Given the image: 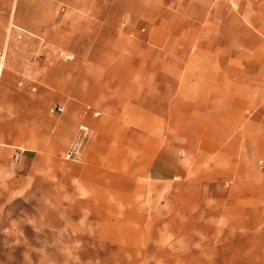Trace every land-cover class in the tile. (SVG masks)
<instances>
[{"label":"crops","instance_id":"1","mask_svg":"<svg viewBox=\"0 0 264 264\" xmlns=\"http://www.w3.org/2000/svg\"><path fill=\"white\" fill-rule=\"evenodd\" d=\"M43 210L264 241V0H0V264Z\"/></svg>","mask_w":264,"mask_h":264},{"label":"rangeland","instance_id":"2","mask_svg":"<svg viewBox=\"0 0 264 264\" xmlns=\"http://www.w3.org/2000/svg\"><path fill=\"white\" fill-rule=\"evenodd\" d=\"M41 214L47 216L40 221H11L15 238L6 242L4 264H264L259 231L238 237L224 221L225 232L213 234L199 221L203 210L181 221H61L59 212Z\"/></svg>","mask_w":264,"mask_h":264},{"label":"built area","instance_id":"3","mask_svg":"<svg viewBox=\"0 0 264 264\" xmlns=\"http://www.w3.org/2000/svg\"><path fill=\"white\" fill-rule=\"evenodd\" d=\"M58 110H60V108ZM79 129L82 131L83 134L87 133V128L84 125H80ZM77 151L78 149L73 147L66 152L65 157L72 158L77 153Z\"/></svg>","mask_w":264,"mask_h":264}]
</instances>
